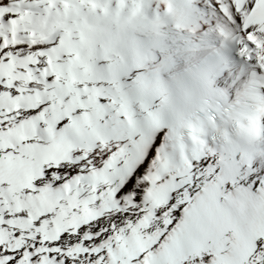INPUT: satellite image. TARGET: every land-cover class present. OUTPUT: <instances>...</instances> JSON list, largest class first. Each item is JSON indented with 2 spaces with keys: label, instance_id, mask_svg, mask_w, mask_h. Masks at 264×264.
Wrapping results in <instances>:
<instances>
[{
  "label": "snow or ice",
  "instance_id": "snow-or-ice-1",
  "mask_svg": "<svg viewBox=\"0 0 264 264\" xmlns=\"http://www.w3.org/2000/svg\"><path fill=\"white\" fill-rule=\"evenodd\" d=\"M142 7L0 0V264H264V0L182 29L208 59L174 89L173 57L122 28ZM229 43L256 78L243 126L210 139L185 118L234 104Z\"/></svg>",
  "mask_w": 264,
  "mask_h": 264
},
{
  "label": "bare ground",
  "instance_id": "bare-ground-1",
  "mask_svg": "<svg viewBox=\"0 0 264 264\" xmlns=\"http://www.w3.org/2000/svg\"><path fill=\"white\" fill-rule=\"evenodd\" d=\"M138 2L142 3L143 7L137 17L129 18L124 16L121 19V25L125 30L139 32L137 38L142 43L155 45L157 55L163 53L173 57L171 71L165 72L166 74L163 73L162 75L174 76L182 70L196 68L201 61L207 58L206 56L198 57L192 53L189 47V33L181 32L182 29H187V27L177 28L176 25L174 26L173 15L171 13L167 15L163 13L160 15L156 14L155 3L158 2V0H138ZM150 3L153 4L151 8L149 7ZM169 3L172 6V11L178 18L182 19V21L185 20L187 23L196 24L195 16L205 17L207 22V19L215 18L218 5L223 4L226 6L228 0H169ZM232 65L234 71L230 72L226 87L224 88L231 97L234 96L248 80L254 76V73L257 72V65L255 63L251 62L249 65L243 62L238 57V54L237 59ZM163 143L164 138L162 137L161 143L157 146V150L161 151ZM157 150L153 151V158L156 156ZM151 168L152 161H149L142 175L137 177L136 184L134 185V188H139L140 190V205L144 203L143 198L148 188V184L144 182L143 177L150 173ZM127 179L128 177H125L122 184L118 187H122L123 183H127ZM134 195V192H128L124 197H121V200H130ZM115 215H121V213L116 212ZM122 215L126 217L128 213L124 212Z\"/></svg>",
  "mask_w": 264,
  "mask_h": 264
},
{
  "label": "rangeland",
  "instance_id": "rangeland-1",
  "mask_svg": "<svg viewBox=\"0 0 264 264\" xmlns=\"http://www.w3.org/2000/svg\"><path fill=\"white\" fill-rule=\"evenodd\" d=\"M171 14L173 15V25L175 26L176 25V27L178 28H180V27H187V28H189L190 27V25H193V27H198V21H203V22H206V18L204 17H200V16H195V18H196V24L194 23V24H191V23H187L185 20H183L182 21V19H180V18H178V16L173 12V11H171ZM158 19V18H157ZM178 19V20H177ZM180 19V20H179ZM159 20V19H158ZM160 21V20H159ZM186 22V23H185ZM243 62H246V63H248L249 65L251 64V62H249V61H247L246 59H242V58H240ZM164 74H166V73H164Z\"/></svg>",
  "mask_w": 264,
  "mask_h": 264
}]
</instances>
